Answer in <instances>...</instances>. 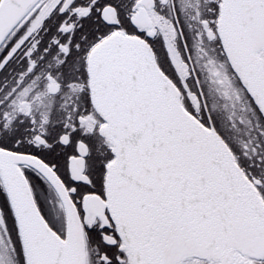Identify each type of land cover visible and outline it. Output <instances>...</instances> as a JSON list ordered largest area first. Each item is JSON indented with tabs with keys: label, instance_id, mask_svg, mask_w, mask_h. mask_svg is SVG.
I'll list each match as a JSON object with an SVG mask.
<instances>
[{
	"label": "snow or ice",
	"instance_id": "snow-or-ice-1",
	"mask_svg": "<svg viewBox=\"0 0 264 264\" xmlns=\"http://www.w3.org/2000/svg\"><path fill=\"white\" fill-rule=\"evenodd\" d=\"M0 264H264V0H0Z\"/></svg>",
	"mask_w": 264,
	"mask_h": 264
}]
</instances>
